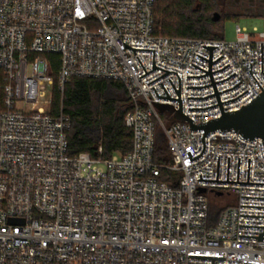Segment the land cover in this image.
Returning a JSON list of instances; mask_svg holds the SVG:
<instances>
[{
  "label": "built area",
  "instance_id": "obj_1",
  "mask_svg": "<svg viewBox=\"0 0 264 264\" xmlns=\"http://www.w3.org/2000/svg\"><path fill=\"white\" fill-rule=\"evenodd\" d=\"M160 0H0V264H212L203 255L225 257L214 264H264V182L262 138L252 141L231 132L190 129L174 112L153 102L172 104L179 89L182 111L193 123L222 115L208 70L212 71L224 111H235L264 90V31L237 26L235 41L224 38L160 37L154 34ZM172 70L164 76L165 70ZM263 42V72L261 69ZM47 54L59 55L58 88L74 77L120 82L130 98L125 124L133 142L126 155L68 153L70 118L51 114L55 76ZM142 62L146 71L145 74ZM250 62L252 64L250 73ZM177 72V74H176ZM144 76L140 77L141 75ZM154 80V81H152ZM152 81V82H150ZM148 82H150L148 84ZM153 101V102H149ZM28 104L25 110L18 104ZM174 109V110H176ZM167 139L171 163L155 159L158 131ZM171 171L175 175H167ZM206 188V192H200ZM228 191L236 204L215 227L207 226L208 192Z\"/></svg>",
  "mask_w": 264,
  "mask_h": 264
},
{
  "label": "trees",
  "instance_id": "obj_2",
  "mask_svg": "<svg viewBox=\"0 0 264 264\" xmlns=\"http://www.w3.org/2000/svg\"><path fill=\"white\" fill-rule=\"evenodd\" d=\"M196 0H160L155 6L154 34L160 37H194V38H223L218 37L215 31L222 32L223 17L214 20L207 15L208 5L215 0H201L203 9L194 8ZM217 29V30H216ZM51 62V72L55 76L51 114H65L70 118V128L67 130L68 153L77 155L87 152L96 156L98 149L102 147L103 157L113 155H126L132 148V131L126 126L124 118L130 110V98L120 82L89 78L74 77L64 87L58 88L56 72L59 67V55L47 54ZM3 72L0 70V105L3 99ZM118 90L124 93V97L111 92ZM114 92V91H113ZM94 131L97 135H94ZM161 131V130H159ZM158 131V132H159ZM163 132L158 133L155 149V159L159 163H171L172 159L167 146L163 143ZM167 175H175L171 171H165ZM210 208L207 219L209 228L215 227L221 214L228 207L229 199L236 197L224 191L208 192Z\"/></svg>",
  "mask_w": 264,
  "mask_h": 264
},
{
  "label": "water",
  "instance_id": "obj_3",
  "mask_svg": "<svg viewBox=\"0 0 264 264\" xmlns=\"http://www.w3.org/2000/svg\"><path fill=\"white\" fill-rule=\"evenodd\" d=\"M219 19H220V14L216 12L214 14V20H219ZM124 44H125L126 47H129V48L133 49L134 52H135L136 49L153 50L152 70H154L156 68H160V69H163V70L166 71V73H164L161 76L155 78L154 80L164 76L165 74H167L169 72H175V71L167 70V69H164V68H161V67H158L157 65H155V63H154V51H155V49L133 48L130 45H128L127 43H125V42H124ZM202 46L210 49V51H209V59H207V58H205V57H203V56H201L199 54H196V55H198V56H200V57H202V58H204V59L209 61L208 70H206V69H204V68H202V67H200V66H198V65H196L194 63H192V65H194V66L206 71V73L202 74V75H187V77H200V76H204V75L209 74L212 83H209V84H206V85H203V86H187V88H202V87H205V86L213 84V88H214L215 93L207 95V96H204V97H188V98H205V97H208V96L216 94L218 103L213 104V105L208 106V107H189V109H206V108H209V107H212V106H215V105H219L222 115L220 117L210 119L207 122H200V123H197V124L193 123V119H191L189 116L184 114L183 111H182V100L180 98V77L177 74V72H176V74L178 76L179 89L175 88V86L172 83L170 78H169V81L171 82L172 86L174 87V89H175L176 93L178 94L179 98L170 97V95L168 94L167 90L165 89V87H164V85L162 83H161V85L163 86L165 92L167 93V96L158 95L156 89L154 87H153V89L156 92L158 97L178 100L179 101V109H176L172 104L153 102V101H149V102H153L154 105H156L157 109L160 112H166V111L174 112V116L176 117V119H178L180 121L189 122L191 130H194V129H202V130H204V133H203V136H202L203 149L200 152V154H198L195 157H192L190 151H188L187 153H188L190 159H194L196 157H199L203 153V151L205 149V146H206L205 145V139H204L206 134H208L210 132H215L217 130H220V131H234V132L239 133V134L243 135L244 137H246V138H248V139H250L252 141L256 140L255 137H260V138H262V142H263V146H264V90H263V88L261 87V85L259 84V82L257 81V79L254 77V75L251 72V69H252L251 62H250V66H251L250 73L252 74V76L257 81V83L259 84V86L262 88L263 91L261 93H259L255 98H253L251 100V102H249L246 105H243L240 109H237L235 111L231 110V111L225 112L224 108L222 106V103H225V102H228L230 100L236 99V98H238L239 96H241L243 93H245L248 90L244 91L243 93H241L240 95H238L235 98H232V99H229V100L221 102L219 93L227 91V90H230V89H233L235 86H237L242 81H240L239 83H237L235 86H233L231 88H228V89H225V90H222V91L218 92L217 87H216V83L220 82V81H223V80H227L228 78L233 76L235 74V72L232 75H230L229 77L215 82L212 73L216 72V71L223 70L225 67H227L230 64H227L226 66H224L221 69L212 71V63H214L215 61L220 59L223 55H221L220 57H218L217 59L212 61L213 49L215 47H217V46L216 45H202ZM137 58L139 59L138 56H137ZM139 61H140V59H139ZM140 63L143 66L141 61H140ZM143 68H144V66H143ZM261 69H262V72H263V42H261ZM144 70L146 71L145 68H144ZM152 70H150V71H152ZM150 71H148V72L146 71L145 74L149 73ZM145 74L141 75L140 77L144 76ZM263 74H264V72H263ZM154 80H152V81H154ZM152 81H150V82H152ZM150 82H148V84ZM174 109H176V110H174ZM219 159H220V156H218V161H217V177H216V179H202V175L200 174V178L198 180L264 184V182H249L250 158L248 159L247 181H239L240 157H238L237 181L229 180L230 156H228L227 180L218 179ZM200 192L205 193L206 192V188H201ZM218 194L221 195L222 192H218ZM241 197L264 198V197H259V196H244V195H242ZM241 206L264 207V206H257V205H241ZM240 215L241 216L264 217V215H254V214H240ZM240 226L264 227L262 225H248V224H240ZM239 236H242V237H257L258 240L264 241V228H263V233H259V235H243V234H239ZM187 257L211 258L212 259V264H214V259H224L225 260V257H217V256L188 255ZM244 264H255V262H244Z\"/></svg>",
  "mask_w": 264,
  "mask_h": 264
},
{
  "label": "rangeland",
  "instance_id": "obj_4",
  "mask_svg": "<svg viewBox=\"0 0 264 264\" xmlns=\"http://www.w3.org/2000/svg\"><path fill=\"white\" fill-rule=\"evenodd\" d=\"M201 3V0L195 1V10L200 11L203 9ZM224 3L226 2H223L221 0H215L213 3L211 2L210 5H208L209 9L206 10L207 15L213 16V13L217 12L220 14V17L224 16L222 24H219V27L222 26V32H220L219 29H216L217 31H215V34L218 37H220L222 33L225 41H235L237 38V26L245 28L249 33H259L264 31V19L262 17L253 15H229L226 13V11L229 9L228 4L225 5ZM111 92L122 97L125 96L122 91L112 89ZM18 107H23L25 110H28L30 108V105L20 103L18 104ZM160 132L162 131H159L158 133ZM93 134L97 135V132L94 131ZM163 143L165 146H167V139L164 136ZM228 202L229 204L234 205L235 199L231 197Z\"/></svg>",
  "mask_w": 264,
  "mask_h": 264
},
{
  "label": "flooded vegetation",
  "instance_id": "obj_5",
  "mask_svg": "<svg viewBox=\"0 0 264 264\" xmlns=\"http://www.w3.org/2000/svg\"><path fill=\"white\" fill-rule=\"evenodd\" d=\"M229 9V15H253L264 19V0H221Z\"/></svg>",
  "mask_w": 264,
  "mask_h": 264
},
{
  "label": "bare ground",
  "instance_id": "obj_6",
  "mask_svg": "<svg viewBox=\"0 0 264 264\" xmlns=\"http://www.w3.org/2000/svg\"><path fill=\"white\" fill-rule=\"evenodd\" d=\"M217 131H219V132H231V131H220V130H217Z\"/></svg>",
  "mask_w": 264,
  "mask_h": 264
}]
</instances>
